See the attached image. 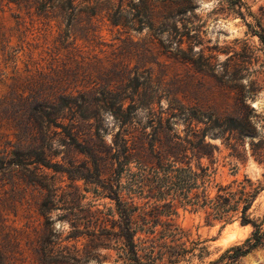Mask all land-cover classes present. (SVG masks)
<instances>
[{"label": "rangeland", "instance_id": "obj_1", "mask_svg": "<svg viewBox=\"0 0 264 264\" xmlns=\"http://www.w3.org/2000/svg\"><path fill=\"white\" fill-rule=\"evenodd\" d=\"M95 1V15L81 13L66 28L59 16L39 13L28 1L0 0V156L16 147L19 93L29 76L38 77L40 72L53 69L68 72L70 78L76 76L77 84H86L92 76H103L115 66L139 73L147 70L157 95L163 96L155 110L164 111L166 116L167 98L173 97L203 114L201 121L177 117L162 137L164 142L171 134L184 138L191 128L201 130L211 125L214 122L208 116L214 114H238L246 119V128L255 130L245 135L210 131L206 141L217 148L212 164L217 182L247 177L261 187L247 213L264 229V44L253 33L264 30V0ZM68 32V38H60ZM134 120L150 137L153 130L146 111L138 110ZM102 123L103 142H96L95 148L101 150L102 170L109 174L111 142L119 122L106 112ZM62 148L53 144L52 150L60 151L54 160L76 158L79 169L82 162L90 160L75 150L66 155ZM188 156L193 165L209 164V155ZM87 164L92 169L89 175L95 177L92 163ZM46 171L54 174L51 169ZM55 175L57 185L64 189L68 190L66 185L72 182L79 186L87 196L84 203L93 199L92 193L84 191L94 188L93 183L83 178L72 181L65 173ZM28 176L25 168L0 174V237L16 244L15 264H37L30 241L40 234L44 221L37 207L42 190ZM127 178L126 171L122 181ZM95 202L112 205L109 198ZM61 213L54 209L51 219L54 231L64 237L69 224L58 219ZM176 222L206 246L201 260L193 257L179 264H207L219 259L227 248L242 244L253 230L250 223L243 225L239 219L224 222L189 207L178 209ZM102 254L99 262L91 264H114L113 251ZM233 264H264V239L262 245Z\"/></svg>", "mask_w": 264, "mask_h": 264}, {"label": "trees", "instance_id": "obj_2", "mask_svg": "<svg viewBox=\"0 0 264 264\" xmlns=\"http://www.w3.org/2000/svg\"><path fill=\"white\" fill-rule=\"evenodd\" d=\"M24 1L39 13L59 16L66 28L79 14L93 16L97 10L95 0L93 4L91 0ZM253 33L264 44V30ZM68 37L69 32L60 35L62 39ZM102 74L92 76L86 84H77L76 76L70 78L68 72L52 69L26 78V86L19 93L16 147L0 156V174L5 176L7 171L25 168L30 181L42 190L37 207L44 221L40 234L30 241L34 261L91 264L99 262L105 250L113 251L114 264H179L193 257L201 260L206 246L177 224L180 207L204 210L224 222L239 219L241 224L253 226L242 244L227 248L219 259L207 264H220L224 258L227 261L223 264H233L262 245L264 229L247 213L261 187L247 177L225 184L217 182L212 167L213 151L217 148L206 141L210 131L254 133L246 128V119L235 113L214 114L213 119L209 115L215 124L201 130L191 128L184 138L171 134L164 142L162 137L177 117L201 121L203 114L173 97L167 98L166 116L164 111L155 110L163 96L157 95L152 74L147 70L139 73L115 66ZM140 109L146 111L152 125L150 137L134 124ZM106 112L119 122L111 142L109 174L103 172L104 157L95 148L96 142H103L102 115ZM54 143L62 145L66 155L75 150L90 160L82 162L81 169L76 166V158L63 156L60 161L54 160L60 152L52 150ZM189 154L209 155V164L193 165ZM88 161L95 177L89 175L92 169ZM126 171L128 178L122 181ZM57 173L67 174L72 181L83 178L93 183L94 188H84L93 199L84 203L86 194L73 182L66 185L68 190L58 186ZM101 198H109L112 205L95 202ZM56 208L62 210L58 219L69 224L64 237L52 226L51 213ZM15 247L11 239L0 237V264H15Z\"/></svg>", "mask_w": 264, "mask_h": 264}]
</instances>
